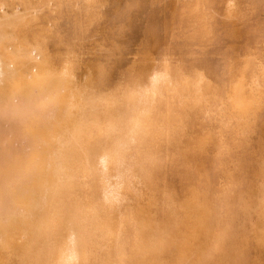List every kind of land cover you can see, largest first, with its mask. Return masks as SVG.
<instances>
[{
  "label": "bare ground",
  "instance_id": "6f19581e",
  "mask_svg": "<svg viewBox=\"0 0 264 264\" xmlns=\"http://www.w3.org/2000/svg\"><path fill=\"white\" fill-rule=\"evenodd\" d=\"M0 264H264V0H0Z\"/></svg>",
  "mask_w": 264,
  "mask_h": 264
}]
</instances>
